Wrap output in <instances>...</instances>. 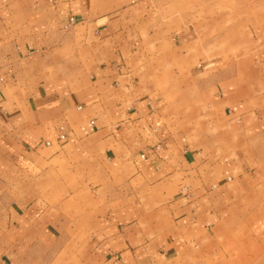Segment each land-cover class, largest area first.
I'll use <instances>...</instances> for the list:
<instances>
[{"label": "crops", "instance_id": "0c3cea01", "mask_svg": "<svg viewBox=\"0 0 264 264\" xmlns=\"http://www.w3.org/2000/svg\"><path fill=\"white\" fill-rule=\"evenodd\" d=\"M159 1L0 0V264H55L64 247L68 264H215L219 201L248 183L238 152L264 136V0L222 16L210 0L204 21L202 0ZM203 39L227 40L206 104L226 121L220 154L147 75L172 56L188 70ZM174 84L186 98L188 81ZM53 198L82 226L60 224Z\"/></svg>", "mask_w": 264, "mask_h": 264}, {"label": "rangeland", "instance_id": "374dc122", "mask_svg": "<svg viewBox=\"0 0 264 264\" xmlns=\"http://www.w3.org/2000/svg\"><path fill=\"white\" fill-rule=\"evenodd\" d=\"M227 1L229 0H219L218 15L226 14L227 10L222 5ZM234 1L235 11H241L242 8L237 3L239 0ZM161 2L162 0L159 1V3ZM209 2L210 0H202V7H198V16L203 21L210 17V12L212 11L211 7H207ZM181 10L182 16L185 17L183 20L186 19L187 13L195 14L193 12L195 9L193 8H183ZM247 10L249 12L245 11L244 13L248 16L250 15L252 21L258 19L259 13L257 9L250 8ZM187 16L189 17L190 15L188 14ZM225 45H227V40L203 39V55L195 57L194 61H187L185 65H187L188 70H178L177 57L172 56L169 62L174 70L170 72L149 70L147 72L149 81L153 83L155 88L166 93L165 97L168 101L174 102V104H170L174 107L177 114L183 117L181 122L187 123L186 133H188L189 138L198 139L206 147L214 145L218 154L222 152L219 150L220 147H225V144H220V141H224L225 130L223 126L226 125V121L217 117L212 118L211 110L206 104L208 103V97L216 90L213 86L221 78L216 76L219 73L212 71L213 53L218 51V47L222 48ZM198 59H203V61ZM142 60V62L149 60L150 64L159 68L163 67L162 57H153L151 59L143 56ZM178 80L188 81L186 98L177 99L178 89L174 86V81ZM192 81H200L202 87L198 89L193 87V85L189 87V83ZM199 89L201 90L200 93H198ZM175 97L177 98L174 99ZM178 102L186 103V105L180 106V104H177ZM177 114L175 113V115ZM177 122L180 121L175 120L176 124ZM242 147L244 149L242 148L238 152L240 153L238 157L242 164L240 169L242 172H246L248 183L240 184L236 188H230L229 191L232 192L231 200L219 201L220 209L222 210L220 221L218 226L212 231V239L215 244L213 248V263L215 264L216 262L217 264H264V136L252 138L249 144L242 145ZM99 202L98 204L101 205L102 203ZM110 202L113 203L114 201L108 200V203ZM43 203L59 204L58 207L64 208V215L60 217V224L71 225L74 222L73 226L76 228L82 226L81 221H83L82 218L84 217L81 214L72 220L65 211L67 208L65 200L53 198L52 200H43ZM100 205L97 206L101 208ZM80 250L75 248V257H77ZM69 251L70 249L66 247L59 248L57 263L55 264H68L69 256H67V253ZM53 257L52 254H41L37 260L39 264H50ZM74 264L79 263L76 261Z\"/></svg>", "mask_w": 264, "mask_h": 264}]
</instances>
